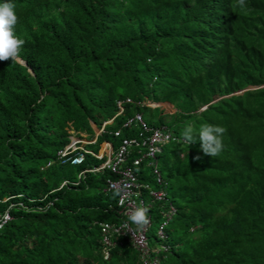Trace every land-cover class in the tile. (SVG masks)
Wrapping results in <instances>:
<instances>
[{
    "label": "trees",
    "instance_id": "obj_1",
    "mask_svg": "<svg viewBox=\"0 0 264 264\" xmlns=\"http://www.w3.org/2000/svg\"><path fill=\"white\" fill-rule=\"evenodd\" d=\"M11 2L25 44L18 61H0V212L11 215L0 264H140L123 235L103 253L99 224L122 220L116 193L105 191L115 175L78 180L101 163L90 154L78 166L56 162L69 132L91 140L92 124L114 117L86 145L96 151L103 141L117 146L111 131L136 112L163 123L131 103L115 116L126 98L173 104L180 137L189 124L194 134L203 124L227 129L217 157L202 152L198 135L159 154L178 214L157 264H264V0L244 9L237 0ZM210 4L212 23L203 19ZM213 22L221 24L206 32Z\"/></svg>",
    "mask_w": 264,
    "mask_h": 264
},
{
    "label": "clouds",
    "instance_id": "obj_2",
    "mask_svg": "<svg viewBox=\"0 0 264 264\" xmlns=\"http://www.w3.org/2000/svg\"><path fill=\"white\" fill-rule=\"evenodd\" d=\"M237 5L241 9L246 8V0H237ZM14 9H15V5L11 2V0H9V2L0 3V61H8V60H11L12 62L18 61L20 59V53L22 51L23 45L25 44V41L23 39L19 38L16 34V31H15L19 18L16 15V12ZM210 10L211 11H209L203 15V19L208 20L209 23H212L213 19L217 15V13H215L216 11L213 9L212 4H210ZM220 24L221 23L214 24V22H213V24H209V25L203 24V27L205 28L206 32H210V31H212L211 29H215ZM254 88H255V86H251V87H247V88L242 89V90L244 91V90L254 89ZM242 90L235 92V93H241V92H243ZM219 98H221V97H218L215 100H218ZM125 103H131V104H135V105H138L141 107H148V108L160 107L161 114H171L172 116L176 112L180 111L178 108L174 107V105L168 101H160V102L137 101V102H134L130 98H126L125 100H118L116 102L118 110H117L115 116L122 113V111H123L122 105ZM165 105L168 107L170 106V108L167 111H166ZM205 108H206V105L202 106L199 110H203ZM170 110H172V112H169ZM194 113H196V112H194ZM137 114L141 116L143 123L148 128L147 131H144L143 126L140 123H137L134 121H132L129 125H125V123L129 119H133L134 116ZM113 118L114 117L110 118L109 120L104 121L100 128H97V127H95V125L92 124L93 131H94V138L91 140L89 138H86L87 136L84 133L82 134V137H78V136L74 135L72 132H69L70 133L69 143L67 145H65L62 149L57 151L56 162H59L61 164L68 163L72 166H78L84 162L86 155H88V154H90L91 156L101 160V163H99L98 165L89 166L88 168L81 169L77 173V178L79 180L81 177H83L85 175V173H97V172H102L105 169L110 171L106 167H104L103 169H101L99 171H93L91 169L104 164L110 158V156H112V153L117 149V147L120 145V143L122 142V140L124 138H135L139 142H142V140L145 139V142H146L148 140V137L151 135L152 131L156 130V129L160 130L161 133L169 134L167 141L160 142L158 144L156 143L158 150L155 153L153 158L149 157V155H147V149H146V147H144L145 145H143L142 143L139 146L133 145L132 147L129 148L130 154H128V157L126 159V163L132 164L133 159H140L141 160L138 163V165H133V169L136 173V182L139 185V187H138L139 195L135 198V200L138 203L139 200L141 199L143 201V207H139V208L131 210L129 212L128 218H127V215H125L121 212V209L124 206L125 200L128 198V194L126 192H124L121 199L119 200L120 206L118 205V200H117V206L120 209L119 213H120V215H122L121 216L122 220L119 221L118 223L113 222V221L112 222L107 221V222H101L99 224L100 229H101V240H102V244L104 247L103 253H104L105 258L108 257V254H109L108 249L117 243L120 235H123L130 240L131 246L138 253L140 264H144V260L142 259L141 251L135 246L131 236L128 233H120L121 231L118 233L117 232H110V233H108V242H104L102 225L108 224L111 226H118L125 221H129L131 223V225L135 226L133 229H131L133 232H136V231L142 232L146 228V226L149 224V226L145 232L146 244H147V247L149 248V250L151 251V252H149V257L147 256V260H152V258H156L155 264H157L158 259H159L158 254H157L158 251L161 250L163 252H167L169 249V245L167 244L168 243L167 242V240H168V233H167L168 224L171 221H173L174 218L178 214V207L176 205V202L172 197L168 196V192H167L168 186H167L165 179L161 175V170L159 167V160H158L159 154L161 153L164 146H166L170 142L191 144L195 141L196 135H198L199 140H200V144H201L202 152L207 156L217 157L221 154V152L224 149L222 137L226 133L227 129L222 127V126H219V125L203 124L199 128L198 133L194 134V132H195L194 127L191 124H189L188 126H186V128L184 129V131L182 133L183 137H180V136L175 135L171 126L168 127L164 122L162 124H159V125L157 123L158 126H151L145 121L143 114L141 112H136L130 118H128L122 124L121 127L111 131V134L115 138H118L120 141L117 146L113 147V144L110 141H103V142H101V143H103V147L101 149L99 148L101 143L99 144V147H97L98 149L96 151L92 150L89 147L87 148L86 145L94 144L96 142L97 136L104 131V126L108 123H111ZM132 127H136V129H137L135 134L133 136H129V135L124 136L122 133L123 128L131 129ZM117 131L119 132V134L115 135V132H117ZM139 133H142V134H139ZM83 135H85V137H83ZM70 144H74L76 149L68 152L65 156L61 157L60 152L63 151ZM79 153L83 154L82 160L78 163H72L71 159L74 156L78 155ZM182 155L183 154H181V156ZM53 162L54 161L47 162L46 167H48ZM154 167H156L158 170L159 178H160L159 182L157 181V175L153 171ZM112 174H114V173H112ZM114 175H115L114 178H108V179H115L117 177V175L116 174H114ZM150 181H154V183L156 184V189H153L150 187V184H149ZM66 182L67 181L64 180L61 183V186L66 184ZM145 185L147 187H145ZM128 187H129V185H127V184L124 185L125 189H127ZM105 191L106 192H109V191L115 192L118 198H119L118 195H121V192H122V190L119 188L116 191L107 190V182H106V186H105ZM151 192H159L162 194V197L160 199H156L151 194ZM146 198L150 199V202H146V200H145ZM155 210H156L157 214L159 215L158 220H157V218L154 217V211ZM5 211H7L9 213V211L7 209ZM9 215H10V213H9ZM10 217H11V215H10ZM149 220H150V222H149ZM153 221H157L155 226H154ZM7 222H8V220H7ZM152 226L155 227V237L157 239H159L158 246H154V245L150 246L149 242H148V232L152 228ZM161 226H162L163 236H161V234L158 233ZM125 227L126 228L129 227V225L125 224Z\"/></svg>",
    "mask_w": 264,
    "mask_h": 264
},
{
    "label": "built area",
    "instance_id": "obj_3",
    "mask_svg": "<svg viewBox=\"0 0 264 264\" xmlns=\"http://www.w3.org/2000/svg\"><path fill=\"white\" fill-rule=\"evenodd\" d=\"M132 121L140 123L143 126L144 131H147L148 128L145 126V124L142 121V118L140 115H135L133 119H129L125 125H129ZM119 132H115V135H118ZM142 134V133H139ZM169 137V134L161 133L160 130H153L151 135L148 137V140L145 142V139L142 140V142H139L135 138H124L120 145L117 147V149L112 153V156L102 165L98 167H94L91 170L93 171H99L103 169L104 167L108 168L112 173L116 174L117 177L115 179H107V190H114L116 191L118 188L122 190L121 195H118V205L119 200L121 199L124 192L128 194V198L125 200L124 206L121 209V212L125 215H127L131 210L143 207V201L140 199L137 203L135 198L139 195L138 187L139 185L136 182V173L133 169V165H138V163L141 161L140 159H133L132 164L126 163V159L128 157V154H130V147L139 146L141 143L145 145L147 149V155L149 157H154L155 153L158 150V147L156 146V143L167 141ZM76 147L74 144L68 145L63 151L60 152L61 157L65 156L68 152L75 150ZM83 154L79 153L78 155L74 156L71 159L72 163H78L82 160ZM154 173L157 175V181H160L159 173L156 167H154ZM129 185L127 189L124 188V185ZM145 187H147L145 185ZM151 194L156 198L160 199L162 197V194L159 192H151ZM11 217L7 211L0 212V228L9 220ZM150 222V220H149ZM125 224H128L129 227H125ZM149 224L146 226V228L141 231L133 232L131 229H133L135 226L131 225L129 221H125L121 223L118 226H111L108 224L102 225V231H103V239L104 242H108V233L110 232H120V233H128L135 246L141 251L142 259L144 260V264H155L156 258H152V260H147V256L149 257V248L146 244L145 239V232L148 228ZM159 234L163 236L162 232V226L159 229Z\"/></svg>",
    "mask_w": 264,
    "mask_h": 264
},
{
    "label": "rangeland",
    "instance_id": "obj_4",
    "mask_svg": "<svg viewBox=\"0 0 264 264\" xmlns=\"http://www.w3.org/2000/svg\"><path fill=\"white\" fill-rule=\"evenodd\" d=\"M165 107H167V106L165 105ZM169 112H172V110H170ZM151 114H152L153 121L155 123H158V119H159L162 122H164L168 127L171 126V123L173 121V116L171 114H161L160 107L152 108ZM83 137H85V135H83ZM91 137H92V135H88L86 138H91ZM102 147H103V143L100 144L99 148L101 149ZM99 175H100L99 172L96 173V178L99 177ZM96 182H97V180H95V183ZM149 184H150L151 188L156 189V184L154 183V181H150ZM167 192H168L169 197H172L174 195V193H172L170 189H168ZM145 200H146V202H150V199H148V198H146ZM176 205L178 206L177 202H176ZM153 222H154V226H155L157 221H153ZM173 222H174V220L168 224V229H169V227H171L174 224ZM154 226H152V228L148 232V242H149L150 246H153V245L158 246V243L155 240V227Z\"/></svg>",
    "mask_w": 264,
    "mask_h": 264
},
{
    "label": "crops",
    "instance_id": "obj_5",
    "mask_svg": "<svg viewBox=\"0 0 264 264\" xmlns=\"http://www.w3.org/2000/svg\"><path fill=\"white\" fill-rule=\"evenodd\" d=\"M169 108H170V106H169V107L167 106V107H166V111H167Z\"/></svg>",
    "mask_w": 264,
    "mask_h": 264
},
{
    "label": "water",
    "instance_id": "obj_6",
    "mask_svg": "<svg viewBox=\"0 0 264 264\" xmlns=\"http://www.w3.org/2000/svg\"><path fill=\"white\" fill-rule=\"evenodd\" d=\"M243 91V90H242Z\"/></svg>",
    "mask_w": 264,
    "mask_h": 264
}]
</instances>
